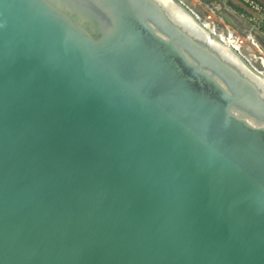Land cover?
Masks as SVG:
<instances>
[{"label":"water","instance_id":"95a60500","mask_svg":"<svg viewBox=\"0 0 264 264\" xmlns=\"http://www.w3.org/2000/svg\"><path fill=\"white\" fill-rule=\"evenodd\" d=\"M173 3L0 0V264H264V79Z\"/></svg>","mask_w":264,"mask_h":264},{"label":"rangeland","instance_id":"374dc122","mask_svg":"<svg viewBox=\"0 0 264 264\" xmlns=\"http://www.w3.org/2000/svg\"><path fill=\"white\" fill-rule=\"evenodd\" d=\"M171 1L186 10L212 41L236 54L252 72L264 79L258 73L264 65V0ZM228 32L237 48L228 43Z\"/></svg>","mask_w":264,"mask_h":264},{"label":"bare ground","instance_id":"6f19581e","mask_svg":"<svg viewBox=\"0 0 264 264\" xmlns=\"http://www.w3.org/2000/svg\"><path fill=\"white\" fill-rule=\"evenodd\" d=\"M171 1V0H170ZM172 2V1H171ZM173 3V2H172ZM174 4V3H173ZM179 7V6H178ZM193 20V19H192ZM194 21V20H193ZM204 24L206 25V26H208L209 27V24L206 22V21H204ZM210 28V27H209ZM226 36H228L227 38H228V43L229 44H231V46L233 47V48H237L238 46H237V43H236V41H234V40H232L231 39V33L230 32H228V34L226 35ZM220 39H222V38H220ZM224 39H226V38H224ZM223 40V39H222ZM226 41V40H225ZM227 42V41H226ZM225 42V43H226ZM260 64V63H259ZM261 65V64H260ZM260 69H261V71L260 72H258L259 74H261V75H263V77H264V65H261L260 66Z\"/></svg>","mask_w":264,"mask_h":264},{"label":"flooded vegetation","instance_id":"af4514ba","mask_svg":"<svg viewBox=\"0 0 264 264\" xmlns=\"http://www.w3.org/2000/svg\"><path fill=\"white\" fill-rule=\"evenodd\" d=\"M188 9V8H187Z\"/></svg>","mask_w":264,"mask_h":264}]
</instances>
